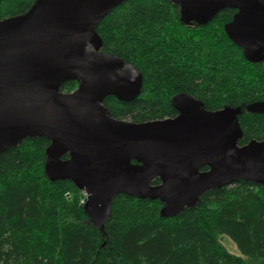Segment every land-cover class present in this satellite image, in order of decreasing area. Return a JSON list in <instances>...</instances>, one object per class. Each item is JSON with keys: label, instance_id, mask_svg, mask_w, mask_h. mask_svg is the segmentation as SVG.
Masks as SVG:
<instances>
[{"label": "water", "instance_id": "95a60500", "mask_svg": "<svg viewBox=\"0 0 264 264\" xmlns=\"http://www.w3.org/2000/svg\"><path fill=\"white\" fill-rule=\"evenodd\" d=\"M127 1L36 0L27 13L0 21V155L27 139H48L47 178L85 192V214L104 235L118 195L160 200V216L171 218L207 191L264 185V141L240 145V108L210 111L180 93L171 101L178 116L135 123L105 106L111 96L134 101L143 85L134 65L102 51L97 32ZM171 1L185 25L206 26L237 10L226 34L249 62L264 60V0ZM70 81H78L76 91L60 92Z\"/></svg>", "mask_w": 264, "mask_h": 264}, {"label": "trees", "instance_id": "16d2710c", "mask_svg": "<svg viewBox=\"0 0 264 264\" xmlns=\"http://www.w3.org/2000/svg\"><path fill=\"white\" fill-rule=\"evenodd\" d=\"M35 2L0 0V21L27 13ZM234 12L225 9L199 26L183 24L171 0H129L116 8L97 28L102 51L134 65L143 85L134 101L111 96L105 106L116 119L163 120L178 116L171 101L188 93L207 110L244 111L241 146L264 141V61L248 62L229 39L225 26ZM77 88L70 81L60 92ZM50 144L27 139L0 155V264H264V185L207 191L196 207L171 218L160 216V200L118 195L105 239L85 214V193L47 178ZM224 235L242 256L226 249Z\"/></svg>", "mask_w": 264, "mask_h": 264}, {"label": "rangeland", "instance_id": "374dc122", "mask_svg": "<svg viewBox=\"0 0 264 264\" xmlns=\"http://www.w3.org/2000/svg\"><path fill=\"white\" fill-rule=\"evenodd\" d=\"M219 240L230 253L237 256H242L235 243L228 236H220Z\"/></svg>", "mask_w": 264, "mask_h": 264}, {"label": "flooded vegetation", "instance_id": "af4514ba", "mask_svg": "<svg viewBox=\"0 0 264 264\" xmlns=\"http://www.w3.org/2000/svg\"><path fill=\"white\" fill-rule=\"evenodd\" d=\"M235 10V9H234ZM237 10H235V12L234 13H236L237 14ZM242 50V49H241ZM243 51V50H242ZM244 54V53H243ZM245 57V56H244ZM247 60V59H246ZM248 61V60H247ZM264 61V60H263ZM262 61V62H263ZM249 62V61H248ZM262 62H259V63H253V64H260V63H262ZM250 63H252V62H250ZM210 111H212V110H210ZM214 111V110H213ZM215 111H218V110H215ZM243 113H245L244 111L239 115V117L241 116V115H243ZM124 120H128V121H131V122H134L133 120H130V119H124ZM135 123H137V122H135ZM241 128H242V130H243V127H242V125H241Z\"/></svg>", "mask_w": 264, "mask_h": 264}]
</instances>
